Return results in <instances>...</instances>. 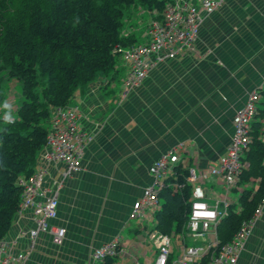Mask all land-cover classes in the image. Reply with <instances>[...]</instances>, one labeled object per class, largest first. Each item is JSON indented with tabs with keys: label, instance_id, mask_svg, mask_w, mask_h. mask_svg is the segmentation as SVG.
<instances>
[{
	"label": "crops",
	"instance_id": "obj_1",
	"mask_svg": "<svg viewBox=\"0 0 264 264\" xmlns=\"http://www.w3.org/2000/svg\"><path fill=\"white\" fill-rule=\"evenodd\" d=\"M141 38L147 41L146 32ZM119 67L98 73L73 95L79 127L91 140L81 170L60 188L58 216L51 221L66 234L55 243L40 232L25 264H87L94 248L114 239L122 251L113 264H153L157 248L148 231L155 218L138 220L133 204L155 182L150 165L173 146L181 147L185 168L215 164L230 142L236 109L252 90L264 94V0H226L204 19L194 53L160 64L126 97L127 69L123 62ZM64 169L63 163L49 164L44 188L56 189ZM259 181L240 182L239 193L253 194ZM215 182L209 177V184ZM33 225L31 209L16 213L8 235ZM236 264H264V208Z\"/></svg>",
	"mask_w": 264,
	"mask_h": 264
},
{
	"label": "built area",
	"instance_id": "obj_2",
	"mask_svg": "<svg viewBox=\"0 0 264 264\" xmlns=\"http://www.w3.org/2000/svg\"><path fill=\"white\" fill-rule=\"evenodd\" d=\"M226 0H169L161 18L153 20L148 30L147 41L134 45H116L114 53L126 66L122 96L143 84L149 73L169 60L182 59L196 51L200 27L206 16L222 6ZM261 95L259 89L252 90L247 100L236 109L233 118V133L226 152L206 170L188 168L184 182H167L180 163V146H173L162 153L149 167L154 183L144 187L142 195L134 202L132 215L138 220L154 218L161 206L159 191L164 186L174 191L188 189L189 212L182 234L179 254H173V235L156 228L148 231V237L157 248L153 264H236L247 238L251 235L256 220L264 208L261 198L252 216L243 220L231 240L221 243L218 235L219 223L232 211L240 212L239 196L232 191L239 189L240 177L249 162L246 153L254 140L252 123L259 112ZM81 110L77 105L54 108L49 123L46 144L40 154L35 172L20 178L22 187L20 207L16 213L31 209L33 226L14 236L8 233L0 238V264H25L28 252L35 246L38 234L48 232L55 243L65 237L63 227L51 223L58 216L59 194L64 180L79 172L86 146L91 136L80 129L78 121ZM264 120V119H263ZM13 119H11V122ZM264 140V134L261 137ZM63 163L62 177L55 182L56 189L44 188L46 167ZM209 177L216 182L209 184ZM241 194V193H239ZM187 235L201 245L187 246ZM24 243L25 245H22ZM122 251L117 239L93 249L87 264H101L108 257H116Z\"/></svg>",
	"mask_w": 264,
	"mask_h": 264
},
{
	"label": "trees",
	"instance_id": "obj_3",
	"mask_svg": "<svg viewBox=\"0 0 264 264\" xmlns=\"http://www.w3.org/2000/svg\"><path fill=\"white\" fill-rule=\"evenodd\" d=\"M168 1L0 0V62L22 82L24 95L13 121L0 129V238L9 232L20 207V178L36 170L54 108L71 104L76 90L98 73L115 70L116 45L137 43L135 36L121 33L122 7L141 2L162 11ZM260 95L261 107L252 123L254 140L246 153L249 166L240 177L241 183L259 178V186L253 194L244 190L239 196L241 211H232L219 223L221 243L232 239L264 196V140L260 139L264 94ZM187 175L188 168L180 161L167 182H184ZM158 195L161 206L154 228L171 233L176 225L175 233H180L187 221L190 192L164 186ZM114 261L115 257H108L101 264Z\"/></svg>",
	"mask_w": 264,
	"mask_h": 264
},
{
	"label": "rangeland",
	"instance_id": "obj_4",
	"mask_svg": "<svg viewBox=\"0 0 264 264\" xmlns=\"http://www.w3.org/2000/svg\"><path fill=\"white\" fill-rule=\"evenodd\" d=\"M123 16H122V30L121 33L123 36H135L137 38V43L142 41L141 36L148 30L150 23L156 19L157 16L163 13L159 11L158 8H149L146 4H142L141 2H135L130 5H126L122 7ZM114 53V52H113ZM116 56V68L119 67L120 64V55L114 53ZM119 63V65H117ZM118 73V81L122 83V74L124 73V69L119 67ZM103 74V73H102ZM104 75V74H103ZM22 82L14 77L10 76L9 68H5L0 62V129L4 124L10 122L16 116V112L22 101L24 100V95L22 93ZM240 190L232 191L233 199L238 197ZM173 232L176 231V225L173 228ZM173 235V254L177 256L179 254V249L177 244L180 246L182 244V234L176 232ZM184 235L186 236L185 243L187 246L193 245H201V241H195L189 235H187L186 231H184Z\"/></svg>",
	"mask_w": 264,
	"mask_h": 264
}]
</instances>
